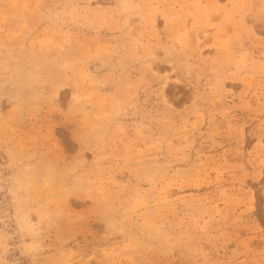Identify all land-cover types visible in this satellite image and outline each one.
<instances>
[{
    "label": "rangeland",
    "instance_id": "1",
    "mask_svg": "<svg viewBox=\"0 0 264 264\" xmlns=\"http://www.w3.org/2000/svg\"><path fill=\"white\" fill-rule=\"evenodd\" d=\"M0 264H264V0H0Z\"/></svg>",
    "mask_w": 264,
    "mask_h": 264
}]
</instances>
